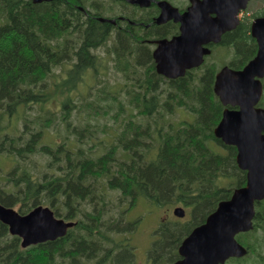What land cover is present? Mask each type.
Segmentation results:
<instances>
[{
  "label": "trees",
  "instance_id": "obj_1",
  "mask_svg": "<svg viewBox=\"0 0 264 264\" xmlns=\"http://www.w3.org/2000/svg\"><path fill=\"white\" fill-rule=\"evenodd\" d=\"M115 4L128 5L0 0V157L9 163H0V203L20 214L47 205L75 221L25 248L0 221V264H135L142 217L128 214L139 200L187 212L153 230L149 264H170L180 241L245 183L236 148L213 132L223 110L213 82L222 66L254 57L248 25L170 79L155 71L148 45L136 48L129 32L98 20ZM255 207L252 229L237 235L248 248L238 264H264V199Z\"/></svg>",
  "mask_w": 264,
  "mask_h": 264
},
{
  "label": "water",
  "instance_id": "obj_2",
  "mask_svg": "<svg viewBox=\"0 0 264 264\" xmlns=\"http://www.w3.org/2000/svg\"><path fill=\"white\" fill-rule=\"evenodd\" d=\"M44 1L51 0H32ZM126 1L140 6L155 2L160 9L157 24L168 20L179 23V33L158 40L152 53L157 73L167 78L181 77L188 69L199 66L210 53L208 44L218 43L224 32L236 27L238 12L248 2L189 0V6L180 12L167 0ZM251 34L258 46L255 56L240 70L222 67L213 82V91L224 105L239 107L223 111L214 135L236 147V163L246 171V182L234 189L230 198L219 201L205 221L190 231L178 247L181 258L172 264H221L230 256L246 253L234 235L252 227L253 203L264 198V109L256 107L262 94L260 78L264 76V17L252 22ZM173 213L183 217L185 211L175 207ZM0 221L20 238L22 247L64 236L75 224L55 216L48 206L38 205L20 214L1 203Z\"/></svg>",
  "mask_w": 264,
  "mask_h": 264
},
{
  "label": "flooded vegetation",
  "instance_id": "obj_3",
  "mask_svg": "<svg viewBox=\"0 0 264 264\" xmlns=\"http://www.w3.org/2000/svg\"><path fill=\"white\" fill-rule=\"evenodd\" d=\"M122 1L127 2L126 0H122ZM155 1H157V0H155ZM127 4L128 5H125V6H123V5L120 6L119 4H115L116 6H119V7L108 6L107 8L109 11L117 12V13L114 15L105 16V17L113 18L114 22L108 21L109 23L112 24V26H115L118 28H123L124 30L129 32V35H131V37H134L135 40L139 42V45L136 48H139V49L145 51V49H147L146 46L148 45L149 51H150V56L153 60L152 52H153L154 48L156 47V41L158 39H162V38L170 39L173 36H176L179 33V23L174 22L173 20H168L164 23L157 24L155 22V18L159 14L160 9L155 2H151L148 6H140L138 4H133L130 2H127ZM101 5H105V4H101ZM174 6H176V5H174ZM188 6H189V3H187L184 6H179V7L176 6V7H178L180 12H183ZM97 7H99V6H97ZM245 10L246 9L240 10L238 12V24L236 25V27L240 26L241 24L248 25L250 35L255 40V43H256V39L251 34V25H252V22L254 21V19L261 17V16H264V7L259 11L252 12L251 14L245 13ZM84 14H88V13L86 11H84ZM98 18L100 19V17H98ZM235 28L228 30L226 32L232 31ZM226 32H224V33H226ZM146 35H148L149 37H143ZM220 41H221V39H220ZM218 43H209L208 47L212 50V48H211L212 45H215ZM257 48H258V46L256 43V52H257ZM256 52H255V54H256ZM208 55H210V54H208ZM208 55H206L204 57V60ZM153 62H154V60H153ZM245 64L239 66L238 70L242 69ZM154 67H155V64H154ZM194 68H197V67H194ZM191 69H193V68H191ZM260 82L262 84L263 93H264V76L262 78H260ZM263 93H262L260 101L262 100V98H264ZM260 101L258 102V104L256 106L264 109V105ZM225 108L237 109L239 107L231 106V105H225V106L223 105V110ZM223 110H222V112H223ZM178 246H177V248H178ZM176 258L179 259V256L177 255ZM236 259H238V258L237 257H230V258L226 259L221 264H232L231 261L235 262ZM140 264H142V263H140ZM170 264H172V262Z\"/></svg>",
  "mask_w": 264,
  "mask_h": 264
},
{
  "label": "rangeland",
  "instance_id": "obj_4",
  "mask_svg": "<svg viewBox=\"0 0 264 264\" xmlns=\"http://www.w3.org/2000/svg\"><path fill=\"white\" fill-rule=\"evenodd\" d=\"M169 1L178 7L184 6L188 3V0H169ZM263 7H264V0H250L245 10V13L251 14L252 12L261 10ZM220 55L222 56V59H221L222 62L224 61L228 62V60L231 57L230 54H220ZM109 69H110L109 74H115V72L113 71L111 67H109ZM182 116H186V115L179 113V115H177V117H175L174 119H177L179 117L182 118ZM0 163L2 164L3 170H7L9 166L8 161L5 158L0 157ZM172 210H173V207H170V208L164 207V208L156 209L152 205L147 204L144 200H139L137 204L134 206V208L129 212L128 216L130 218H133L139 215H141L142 217L138 230L134 234H132L133 235L132 240L136 247L135 248V264H140V263L148 264V260L146 257L147 248L151 241V237H153L154 227L161 219L177 218L176 216L173 215ZM255 234L256 236L260 235V232H256ZM249 256L253 257V255H249ZM232 264H237V263L232 262Z\"/></svg>",
  "mask_w": 264,
  "mask_h": 264
},
{
  "label": "bare ground",
  "instance_id": "obj_5",
  "mask_svg": "<svg viewBox=\"0 0 264 264\" xmlns=\"http://www.w3.org/2000/svg\"><path fill=\"white\" fill-rule=\"evenodd\" d=\"M98 20H99V21H105V20H100L99 18H98ZM35 207H36V206H35Z\"/></svg>",
  "mask_w": 264,
  "mask_h": 264
}]
</instances>
